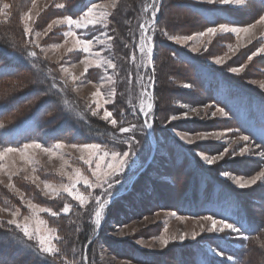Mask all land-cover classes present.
Masks as SVG:
<instances>
[{
	"label": "rangeland",
	"instance_id": "obj_1",
	"mask_svg": "<svg viewBox=\"0 0 264 264\" xmlns=\"http://www.w3.org/2000/svg\"><path fill=\"white\" fill-rule=\"evenodd\" d=\"M113 2L117 0H0V108L5 109L0 153L35 143L53 150L49 155L30 148L23 156L7 153L0 160V264H63L61 256L81 264L83 255L88 264H264V177L243 189L235 183L264 172V52H258L264 47V24L256 23L264 15V0L230 5L156 0L160 11L154 25H146L153 48L152 63L146 65L137 45L139 26L151 19L150 11L143 12L151 0H118L115 9L110 7ZM4 3L10 8L4 10ZM60 4L64 7H57ZM95 5L108 6L94 9L96 19L100 12L110 13L107 27L71 29L91 41L90 52L84 54L64 35L69 26L62 21L79 19ZM221 24L256 26L237 36L221 31ZM213 25L215 35H199ZM25 28L31 32L26 34ZM33 51L35 57L29 54ZM180 53L193 63L183 64ZM84 60L91 61L87 72ZM108 60L116 68H108ZM195 63L201 71L205 66L213 72L221 86L236 88L237 95L215 101L195 75ZM232 67L241 70L233 73ZM148 76L151 100L142 88ZM98 89L108 101L99 109L94 104ZM20 96V104L13 107L12 99ZM148 103L153 105L147 118L152 128L143 126L146 118L140 112ZM106 110L112 113L108 121L103 119ZM172 115L177 119L171 120ZM130 124L136 125L134 131L120 132ZM245 135L248 141L239 139ZM129 136L128 162L122 172L109 177L114 186L97 229L92 222L94 201L89 197L81 207L63 192L61 185L71 183L64 173L74 176L78 168L94 179L81 157H91L92 169L99 161L86 146L97 144L101 155L122 153L129 150ZM56 144L64 147L57 149ZM203 155L218 158L207 164ZM109 162L110 155L101 163ZM46 183L52 187L45 188ZM78 188L85 195L102 191ZM29 203L50 211H33ZM66 204L72 205L68 214L63 212ZM17 208V219L27 223L31 240L7 224L9 212ZM204 216L233 223L240 232H210L211 221ZM53 236L61 237L52 240L60 248L55 259L41 252L39 244Z\"/></svg>",
	"mask_w": 264,
	"mask_h": 264
},
{
	"label": "snow or ice",
	"instance_id": "obj_2",
	"mask_svg": "<svg viewBox=\"0 0 264 264\" xmlns=\"http://www.w3.org/2000/svg\"><path fill=\"white\" fill-rule=\"evenodd\" d=\"M118 2V0H117ZM117 2H113L110 7L115 9L117 7ZM233 2L239 4L242 3V0H207V3L210 5H230ZM33 7H35V4H33ZM57 7L63 8L64 5L60 4L57 5ZM104 7H108L106 5H95L92 9H89L88 12L84 13V15L79 18V19H72V18H67L66 20L62 21L63 23H66L69 26V30L64 34L66 37H72L74 40V43L76 45L79 46V50L84 53V54H88L91 50V46L92 43L89 39H85V38H80L78 37V34L74 31H72L71 29L73 27L77 28V29H87L90 25H98V24H103L104 27H107V24L105 23V18L108 17L110 15V13L107 12H100L99 13V19H96V13L94 11L95 8H104ZM10 8V5L8 3H4L3 4V9L7 10ZM149 11L151 12V19L149 21H146L145 24H141L139 26L140 28V37H139V43L137 45L138 48V52L141 55V62L142 65H146V64H151L152 63V54H153V48H152V37L148 34V27H146V25H148L149 27L153 26L156 20V16L157 13H159L160 11V7L157 5L156 0H151V3L148 5H145L143 7V12L144 13H149ZM4 12L0 11V15H3ZM54 23H61V21H54ZM257 24H264V15H260L259 19L256 21ZM256 25L252 24L249 27H231L229 28L226 24H221L220 25V30L223 32H232L235 33L237 36L240 35V33H249L251 31L252 28H254ZM49 27H51V25H49ZM217 27L215 25L213 26H209L206 29V32H201L199 33V35H215L217 32ZM25 32L30 33L31 29L29 28H25ZM37 35H39V33H37ZM164 35H168L166 32L164 33ZM169 39H173V40H180L181 37L179 36H168ZM107 39H111L110 36L107 37ZM184 40H188L191 39V37L185 36L183 37ZM67 41H65L66 43ZM101 43H103V41H100ZM63 45L57 44L56 47H62ZM36 47H39V45H36ZM69 52L72 51L71 48L68 49ZM258 52H264V47L259 48ZM31 56L35 57L36 56V52L33 51L31 53H29ZM258 54V53H255ZM97 56H99V52L96 53ZM144 57H147V60L144 61ZM133 59H135V56H133ZM249 59H251V57H249ZM85 64V72L88 71V66L90 65L91 61L88 60H84L82 61ZM222 61L221 59H216L215 63L220 64ZM99 66V64L97 65ZM107 67L108 68H116V65L111 61L108 60L107 61ZM241 69L238 67H232L230 68V71H232L233 73H238ZM65 71H67V69H65ZM141 79L143 80V77H141ZM148 81L149 83L147 84H143L142 88L144 89L143 95L147 96V98L149 100H151V95L147 92V89L149 87H151V81H152V76H148ZM185 87H189V85H185ZM260 87L262 89H264V83H262L260 85ZM94 104L96 105L97 109H99V107L102 104H106L108 103V101L106 99L102 98V93L100 92V90L98 89L95 93H94ZM153 109V105L152 103H148L146 106L145 105H141L140 107V112L142 113L143 117H145L146 119L144 120L143 126L147 127V128H152L153 125L152 123H150L148 121V117L150 115V113L152 112ZM193 111H195V109H192ZM217 112H220L221 115H224V112L222 109H216ZM215 113H213L214 115ZM92 115L95 116L97 115L96 111L92 112ZM131 115L133 117L137 116V113L135 111H133L131 113ZM112 117V113L109 111H104L103 113V119L108 121L110 118ZM177 116L176 115H172L171 116V120H176ZM126 118H122L120 120L121 125H123L125 123ZM111 124L112 125H116L117 121L116 119H111ZM2 126V125H0ZM136 128L135 124H130V127H121L120 128V132L121 133H129L134 131V129ZM215 135L219 136L220 133H215ZM181 139H183V137H181ZM240 140L243 141H248L249 140V136H240L239 137ZM261 140L264 141V133L261 134ZM128 144H129V150L127 151H123L118 152V151H112L111 153H109L108 151H104L103 154H100V148L97 144H91V145H87L85 150H90L92 153L97 154V161L95 163V168L92 169L91 165L93 164V160L91 159V157L85 159L83 157H81V159H83L84 164L89 165V170L91 171V176L94 179H90L89 176L87 175H83L80 171V169H75L74 170V176L73 175H69L67 172L64 173V175L68 176V179L71 181V183L67 184V185H61V190L65 193H67V195L69 197H71L73 200H76L79 202V205L81 207H83L86 203V201L89 199V197L92 198V200L94 201V220H92V222L94 223V225L96 226V228L98 229L101 226V220H102V216L105 213L106 210V205H109L110 202V193H111V189L114 186V181L109 179V177L115 176L116 174L120 173L123 171L124 166L127 164L128 160L127 158L129 157V153L131 151V146H132V137L129 136L127 138ZM55 147L57 149L64 147V145L62 144H56ZM30 148H37V149H41L43 151H45L46 153H48L49 155L52 154L53 150L50 148H46V147H42L41 144L39 143H35V144H25L23 149H17V148H11L8 147L4 150V152L0 153V160L3 159L4 155L7 153H13V152H20L21 155L23 156L26 153V150L30 149ZM111 158V162L109 163H101L102 161L105 160L106 157ZM218 157H209L208 155H203L202 159L207 163V164H212L214 159H217ZM223 175L227 176L228 173L224 172L222 173ZM260 177H264V172L260 173V176H255L250 180H242V179H237L235 180V183L240 187V188H246L250 185H254L256 184L257 180L260 179ZM78 185H83L85 191H87L88 189H101L102 191L98 194H96L95 196H93V194L91 192H88L87 195H85L84 192H82L79 188ZM10 187H14V185H9ZM52 187L49 184H45V188H50ZM58 194V193H57ZM29 208L32 209L33 211H40V212H44L47 213L50 211L49 208H39L37 209V206L33 203H29ZM72 208L71 204H66L63 207V212L65 214H68L70 212ZM0 211H4V209H0ZM59 213L57 212H52L51 215L52 216H56ZM9 215L12 217L11 219H9L7 221V224L9 225H15V227L17 229H20L24 236H26L29 240L33 239V236L31 233H29L28 231V225L27 223H24L23 225L20 223V221L17 219V217H19L20 215V209L17 208L14 211H10ZM173 215H175V213H173ZM182 218V217H181ZM204 220H210L211 221V225L212 227L208 229V231L213 232V231H219V232H223L225 228L230 229V231L232 233H239L240 232V228H238L235 224L233 223H227L225 220L223 219H216L213 216H204L203 217ZM24 220L27 221L28 217L25 216ZM41 223H43V221H41ZM217 225H220L219 228H217ZM52 232H55V229L51 230ZM196 233H193V238H195ZM185 237L181 236L180 239L183 240ZM247 237H245L246 239ZM61 239V237L59 236H53L51 238L48 239H40L39 240V244H40V251L44 252L46 254H48L49 256H52L54 259L58 256V254H60V248L56 247L55 244L52 243V240H59ZM161 243L165 246H167L168 241L161 239ZM222 254V253H221ZM63 260V264H72V262H70L69 260H67L66 258H64L63 256L60 257ZM229 259H231V257H229ZM88 256L87 255H83L82 259H81V264H88Z\"/></svg>",
	"mask_w": 264,
	"mask_h": 264
},
{
	"label": "trees",
	"instance_id": "obj_3",
	"mask_svg": "<svg viewBox=\"0 0 264 264\" xmlns=\"http://www.w3.org/2000/svg\"><path fill=\"white\" fill-rule=\"evenodd\" d=\"M202 20L204 21V19H202ZM6 58H7V56H6ZM179 59L185 65H188V64L191 65L193 63V60L191 59V57H189V55L184 54V53H180ZM190 62H192V63H190ZM204 68L206 69L207 67L204 66ZM200 69H201V65L199 63H195V65H194L195 75L202 82H204V84L206 85V88L212 92V95H214L213 97H214L215 101H218L221 98L230 96L231 94H233V92H235L237 90L236 88H230L228 86H221V82L219 84L218 80H215L216 75H214V73L211 72L209 69H207V70L204 69V71H201ZM7 78H8V76H7ZM5 79H6V77H5ZM1 82H2V80L0 81V84H1ZM18 94H21V92H19ZM234 95H237V94L234 93L232 96H234ZM22 99H23V96L17 97L16 100L14 98V99H12L11 104L13 105V107H16L17 105L20 104V101ZM0 106H4V105H0ZM4 114H5V109H4V107L3 108L1 107L0 108V120H2L4 118ZM34 119H36V118H33L31 120H34ZM27 120H29V119L26 118V121ZM202 178H200V179H202ZM255 234H257V233H255Z\"/></svg>",
	"mask_w": 264,
	"mask_h": 264
}]
</instances>
